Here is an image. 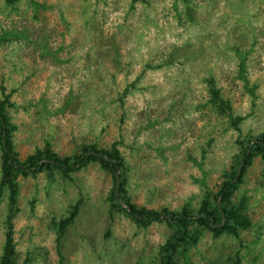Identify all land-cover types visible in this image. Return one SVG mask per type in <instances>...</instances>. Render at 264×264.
Here are the masks:
<instances>
[{
  "label": "rangeland",
  "instance_id": "1",
  "mask_svg": "<svg viewBox=\"0 0 264 264\" xmlns=\"http://www.w3.org/2000/svg\"><path fill=\"white\" fill-rule=\"evenodd\" d=\"M210 77L245 118L241 131L209 103ZM1 86L13 89L9 112L22 158L47 140L61 156L83 142L122 141L133 202L198 208L202 181L217 190L239 140L264 132V0H0V99ZM1 154L0 147V178ZM49 174L18 177L19 264L60 263L51 220L79 198L80 212L61 239L64 264H158L173 227H143L120 211L111 216L113 179L98 161L72 179ZM244 194L252 226L241 238L205 230L196 246L177 252L179 264H234L236 257L264 264L260 156L235 202ZM8 201L5 190L0 256Z\"/></svg>",
  "mask_w": 264,
  "mask_h": 264
},
{
  "label": "trees",
  "instance_id": "2",
  "mask_svg": "<svg viewBox=\"0 0 264 264\" xmlns=\"http://www.w3.org/2000/svg\"><path fill=\"white\" fill-rule=\"evenodd\" d=\"M5 1L12 5L18 0ZM19 34L16 31L14 35L19 36ZM206 80L209 103L219 115L228 118L233 128L241 131L240 124L245 118L242 115L234 114L231 102L223 95L214 77ZM1 89L3 97L0 99V147L2 150L0 203L5 190L8 191L9 201L8 216L5 220V241L0 256V264H19L13 227V219L18 210V177L20 175L37 176L47 170L50 173L48 177H52L53 172L59 171L64 178L72 179V173L80 170L90 161H98L102 169L112 176L113 188L109 195V213L111 216L116 211H120L143 227L154 221H166L173 227V232L169 238L160 246L158 264H179L176 258L177 252L184 254L191 246H196L205 230L210 231L214 238L226 234L240 239L241 232L252 226L251 218L246 211L247 196L244 194L235 202L234 194L239 185L244 182L254 159L258 156L264 159V132L258 135L249 134L242 141L239 140L241 143L239 152L234 155L230 167L221 174V183L217 190H213L206 182L202 181L205 188L198 208H193L191 201L184 203L179 209L169 207L148 208L137 205L127 194V165L120 149L122 141H113L108 147L83 142L79 151L61 156L54 149L52 143L47 140L43 146H37L25 158H22L14 141V131L18 129V126L12 123V116L9 112V108L15 105L11 100L13 89L7 93L5 86H1ZM4 132L6 133L5 138L3 137ZM195 162L198 164L196 159ZM117 176L120 178V184ZM220 197L221 208L217 203ZM82 203L83 198H79L70 206L67 215L58 220L55 218L51 220V224L57 232L59 264H64V256L60 250L61 239L67 228L75 222ZM121 203L125 206L123 207ZM222 212L225 214L224 223H222ZM186 262L192 264L188 260ZM23 264H27V260ZM234 264H240L239 257H236Z\"/></svg>",
  "mask_w": 264,
  "mask_h": 264
},
{
  "label": "water",
  "instance_id": "3",
  "mask_svg": "<svg viewBox=\"0 0 264 264\" xmlns=\"http://www.w3.org/2000/svg\"><path fill=\"white\" fill-rule=\"evenodd\" d=\"M5 135H6V133L4 132V134H3V137L5 138ZM117 178H118V182H119V184H120V178H119V176H117ZM119 186V185H118ZM218 206L220 207V205H221V197L218 199ZM122 206L124 207L125 205L122 203ZM221 208V207H220ZM222 216H223V220H222V223H224L225 222V219H224V216H225V214L222 212Z\"/></svg>",
  "mask_w": 264,
  "mask_h": 264
}]
</instances>
